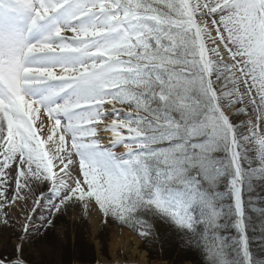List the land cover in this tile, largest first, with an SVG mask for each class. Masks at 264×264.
Masks as SVG:
<instances>
[{"label":"snow or ice","instance_id":"snow-or-ice-1","mask_svg":"<svg viewBox=\"0 0 264 264\" xmlns=\"http://www.w3.org/2000/svg\"><path fill=\"white\" fill-rule=\"evenodd\" d=\"M7 7L0 264H30L76 207L146 241L168 225L203 264H264V0Z\"/></svg>","mask_w":264,"mask_h":264},{"label":"rangeland","instance_id":"rangeland-1","mask_svg":"<svg viewBox=\"0 0 264 264\" xmlns=\"http://www.w3.org/2000/svg\"><path fill=\"white\" fill-rule=\"evenodd\" d=\"M7 4L8 0H4V6L0 7L1 15L15 14V18L17 13L10 11ZM250 150L254 152V146H250ZM56 224L43 236L36 237L32 241L28 252L30 264H63V259L68 256V252H72L76 258V229L85 234L83 238L85 244L94 248L95 264H169L149 255L150 251L156 253L155 243L159 242V237L146 241L135 231L111 226L109 222L105 224L102 215L96 210H92L85 216L80 208H69ZM156 228L159 236L163 235L162 224L156 223ZM101 239L106 241V248L103 247ZM5 241L8 242V250L11 251V243L14 242L11 230L0 228V251L4 250ZM80 253L79 257L84 258L83 256L89 254V249L85 247ZM183 259L184 257H181L178 260Z\"/></svg>","mask_w":264,"mask_h":264},{"label":"trees","instance_id":"trees-1","mask_svg":"<svg viewBox=\"0 0 264 264\" xmlns=\"http://www.w3.org/2000/svg\"><path fill=\"white\" fill-rule=\"evenodd\" d=\"M156 223L162 224L164 228V232H163V235L160 234L159 242L155 243V247L157 250L156 253L152 251L149 252L150 257H153L162 262H168L169 264H185L187 262H191L195 264H203V261L195 253H190L182 249V247L179 244L175 243L176 238L169 231L168 225H165L158 221ZM109 225L118 226L117 224L113 223L111 220H109ZM118 227H121V226H118ZM124 228L130 229L128 227H124ZM75 235L77 237V241L75 244V250L77 254L76 258H74L72 252L71 253L68 252V256L65 259H63V262H64L63 264H77V263L95 264L96 263L95 250L93 247H90L87 244H85V239L83 240V238L85 237V234L83 233V231L76 229ZM102 243H103V247L106 248L107 246L106 241L102 240ZM85 247L89 249V254L87 253L86 256H83L84 258H80L79 257V255L81 254L80 252H82V250H84ZM185 256H187V258ZM181 257H184V259L178 260Z\"/></svg>","mask_w":264,"mask_h":264},{"label":"bare ground","instance_id":"bare-ground-1","mask_svg":"<svg viewBox=\"0 0 264 264\" xmlns=\"http://www.w3.org/2000/svg\"><path fill=\"white\" fill-rule=\"evenodd\" d=\"M2 13H0V18H14V16H15V14H12V15H9V16H7V15H1Z\"/></svg>","mask_w":264,"mask_h":264}]
</instances>
